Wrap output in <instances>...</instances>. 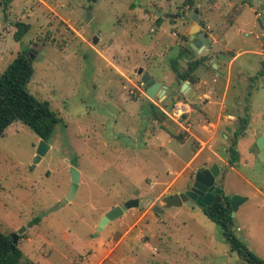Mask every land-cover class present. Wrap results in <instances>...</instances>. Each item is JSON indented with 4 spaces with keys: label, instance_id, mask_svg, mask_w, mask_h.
I'll list each match as a JSON object with an SVG mask.
<instances>
[{
    "label": "rangeland",
    "instance_id": "obj_1",
    "mask_svg": "<svg viewBox=\"0 0 264 264\" xmlns=\"http://www.w3.org/2000/svg\"><path fill=\"white\" fill-rule=\"evenodd\" d=\"M185 1L0 0V77L20 52L35 50L29 90L61 118L39 162L41 139L23 123L15 122L0 138V231L14 236L26 230L18 244L24 262L97 264L107 258L105 264H248L199 206L153 212L163 198L193 183L201 162L183 164L197 144L170 118L159 119V125L165 123L179 136L152 137L156 123L147 118L145 103L166 107L170 114L178 101L192 105L180 92L184 82L172 61L187 49L189 35L184 34L194 24L190 14L201 8L207 12L209 3L194 0L189 9ZM219 3L229 9L227 22L234 23L227 47L235 55L245 51L237 61L239 70H231V97L243 93L245 106L237 114L242 118L249 109L251 117L246 137L239 140L241 161L223 170L220 183L226 196L247 198L232 216L233 232L264 259V164L255 147L261 133L252 137L253 128L264 121V76H257L262 59L251 53L264 43L253 11L264 12V0ZM157 11L163 17L160 25ZM203 22L209 24L204 17ZM17 23L30 25L19 41ZM180 41L186 45L181 49ZM183 57L181 72L188 63ZM140 69L167 87L165 101L147 97ZM127 99L141 103L130 109ZM186 121L184 115L188 127ZM239 125L237 118L235 131ZM234 133L226 138L230 145ZM168 152L180 159L170 160ZM72 168L80 183L67 202ZM146 198L153 200L148 208L131 209L97 231L113 208Z\"/></svg>",
    "mask_w": 264,
    "mask_h": 264
},
{
    "label": "crops",
    "instance_id": "obj_2",
    "mask_svg": "<svg viewBox=\"0 0 264 264\" xmlns=\"http://www.w3.org/2000/svg\"><path fill=\"white\" fill-rule=\"evenodd\" d=\"M205 2L206 4L209 3V7H207V12L201 8V11L199 12V20H202L204 17L205 20L209 22L208 25H205L203 22V26L200 23L203 30L208 33L209 38L198 52L190 47L192 42L190 31L195 24L194 22V24H192L184 34V36H187V33L189 35L187 44L190 49L188 50V53L184 55L183 59L189 61L205 56L208 58V61L196 70L194 74L196 81L194 83L186 81L190 86L187 89V93L184 94L180 91L186 96V100L191 101L192 105L186 104L185 102H179L175 105V110L182 109L184 115L188 116L190 123H188V121L185 122L188 123V128L185 130V126L183 127L186 134L184 137H192L194 142L197 144L196 151L188 161H182L183 164H186L187 168L190 164H196L201 161L196 172L201 168H209L213 164H218L220 168V176L217 180V184L220 185V180L222 179V181H224V178L222 177L223 170L227 168L232 170L234 169V167H230L227 160V150L229 149L230 143L226 141V138L231 137L232 133L235 132L236 119L239 115L237 113L243 109V105L245 106V103L241 100L243 93L240 94L238 92L236 97H231V87L233 84L231 70L233 67L235 70H239V67H237V61L238 58L245 53V51L240 50L239 53L235 55L234 50H230L227 47L228 44L226 43V39L229 36L230 30L234 27L233 22L229 24L225 19L229 14V9L224 8L223 5L219 3L220 0H205ZM200 5L202 6V4ZM208 5H203V7ZM253 11L255 12L256 19L258 20L260 27L264 29V12H258L256 9ZM243 33L244 32L241 31V34ZM262 36H264V34H262L261 37ZM162 40H164V37H162ZM261 40L262 39L260 38V41ZM221 43L224 44L223 49L221 48ZM228 43L231 44L230 41H228ZM177 45L180 49L185 46V44H182L181 41L178 42ZM261 47V49L252 51L251 53L256 55V52H259L264 48V43L262 41ZM202 50L203 52L200 53ZM165 51L169 54L171 49L166 48ZM166 55L164 54V56ZM176 59L177 57L172 61V63ZM262 61L264 60L262 59ZM180 64H184V62L180 60ZM212 64L217 65V69H214ZM161 83L163 84V82ZM182 86L183 85L181 84V88ZM231 100L233 101L231 102ZM140 103L141 102L129 101L127 99V104L130 109L138 108ZM145 103L149 106L148 100H146ZM232 109H234L236 113L232 112ZM164 111L166 112V109H164ZM147 118H149V116ZM170 119L176 123V121L171 117ZM155 123L156 128L151 131L152 137L179 136L176 135L174 131H172L165 123H161L160 125L158 121H155ZM260 124L253 128L252 137L258 133H263L264 121H261ZM223 142H226V144ZM172 156H175V159L179 158L176 153L168 152L167 158L170 159ZM170 174H172V171H170ZM94 258H98V256L95 255ZM106 259L107 258H102V262L99 259L97 264H105Z\"/></svg>",
    "mask_w": 264,
    "mask_h": 264
},
{
    "label": "trees",
    "instance_id": "obj_3",
    "mask_svg": "<svg viewBox=\"0 0 264 264\" xmlns=\"http://www.w3.org/2000/svg\"><path fill=\"white\" fill-rule=\"evenodd\" d=\"M90 4L97 3L99 0H87ZM185 8L193 9L195 7L194 0H186ZM163 17H158L159 25ZM203 26L204 23H201ZM17 32L16 40H21L30 30V25L24 23L16 24ZM186 46V45H185ZM182 50L180 58L176 59L172 64L173 71L177 74V78L183 82L196 81V70L208 61L205 56L195 60H190L187 63L186 69L180 71V60L190 49ZM34 60L31 59L29 49H24L20 52L15 61L7 68L0 77V138L3 137L6 131L15 123L21 122L33 131L41 140L47 143L52 139L56 126L61 122L60 116L51 108L50 104L35 97L29 90V85L35 74L33 66ZM258 77L264 76V61L258 72ZM185 98V97H184ZM183 99V97H182ZM149 101V100H148ZM181 101H178L179 103ZM176 103V104H177ZM174 104V106L176 105ZM149 117L151 120L159 121L161 118L168 117L158 105H154L149 101ZM168 112H171L164 107ZM169 118V117H168ZM239 118V128L235 131L234 137L231 140V145L227 150V160L230 167H235L241 161V154L238 150L240 138L246 136V131L250 124V111L247 110L245 116ZM256 149H259L255 144ZM218 196L214 203L203 209L205 216L213 223L218 225L226 240L231 245L232 251L237 252L242 256L248 264H264V259L257 257L255 254L236 238L233 232V217L230 206V197L225 195L223 182L217 187ZM23 237H20V240ZM19 240V241H20ZM19 244V243H18ZM13 235H7L0 231V264H35L34 262H24V253L17 246L12 249Z\"/></svg>",
    "mask_w": 264,
    "mask_h": 264
},
{
    "label": "water",
    "instance_id": "obj_4",
    "mask_svg": "<svg viewBox=\"0 0 264 264\" xmlns=\"http://www.w3.org/2000/svg\"><path fill=\"white\" fill-rule=\"evenodd\" d=\"M153 10V8H152ZM158 15L161 16L162 13L157 11ZM169 18H177L175 16L170 15ZM190 18L193 19L195 24L193 25L190 36H191V44L190 47L195 50L199 51L207 42L209 35L206 33L201 25L199 24V10L196 9L193 13L190 14ZM91 19V13L88 12V21ZM98 38L94 37L93 43H98ZM203 50L200 52L202 53ZM31 59H34L35 50H29ZM214 69H217V65L212 64ZM139 74L142 75V84L145 86V93L147 97L151 100L158 99L161 102L165 101L167 96V89L166 86L163 85L161 82H157L148 72L144 71L143 69L139 70ZM189 83L185 82L181 88L182 93L186 94L187 89L189 88ZM259 154L258 158L261 162L264 163V131L261 136L258 138L256 142ZM50 150V145L41 140L39 150L37 153L36 161L39 162L42 160L43 156ZM220 176V168L218 164H213L209 168H201L196 172L193 185L191 188L185 192H179L174 195H170L162 199V202L159 205L153 207V212L156 214L163 213L164 210L182 207L183 205L186 206H199L202 209H205L211 206L216 197L218 196L217 191V180ZM79 172L72 168V186L70 193L67 198V202L72 201L79 189ZM247 198H242L241 196L234 195L230 197V206L232 209V216L235 214V211L238 209L239 205H241ZM151 198L146 199H133L125 203L123 206H117L109 211L103 218L99 224L97 229L98 232H102L103 229L111 222H114L120 219L123 215H125L131 209H142L148 208L152 204ZM26 231L25 229L18 232L16 235L13 236V246L12 249H15L18 246L20 237L22 236L23 232ZM96 236H99L97 233Z\"/></svg>",
    "mask_w": 264,
    "mask_h": 264
},
{
    "label": "built area",
    "instance_id": "obj_5",
    "mask_svg": "<svg viewBox=\"0 0 264 264\" xmlns=\"http://www.w3.org/2000/svg\"><path fill=\"white\" fill-rule=\"evenodd\" d=\"M244 34V36H248V34L247 33H243ZM256 55H258V56H260L263 60H264V48L261 50V51H259V52H256L255 53ZM158 107H159V105H158ZM160 109H162V111L170 118H172V119H174L175 121H176V123L179 125V126H181L182 128L184 127V122H182V120H183V116H184V112H183V110L182 109H177V110H175V112L173 113V114H170L167 110H166V112L164 111V109L162 108V107H160ZM186 128H188V127H185L184 129L186 130Z\"/></svg>",
    "mask_w": 264,
    "mask_h": 264
},
{
    "label": "flooded vegetation",
    "instance_id": "obj_6",
    "mask_svg": "<svg viewBox=\"0 0 264 264\" xmlns=\"http://www.w3.org/2000/svg\"><path fill=\"white\" fill-rule=\"evenodd\" d=\"M194 182V181H193ZM193 185V183L188 187V188H186L185 190H183V191H181V192H185V191H187V190H189L190 188H191V186ZM183 206H186V205H183ZM182 206V207H183Z\"/></svg>",
    "mask_w": 264,
    "mask_h": 264
}]
</instances>
